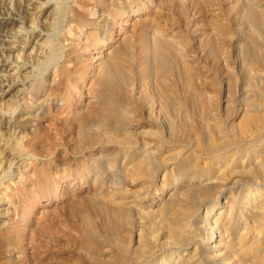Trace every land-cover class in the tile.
I'll use <instances>...</instances> for the list:
<instances>
[{
	"label": "bare ground",
	"instance_id": "6f19581e",
	"mask_svg": "<svg viewBox=\"0 0 264 264\" xmlns=\"http://www.w3.org/2000/svg\"><path fill=\"white\" fill-rule=\"evenodd\" d=\"M156 1L155 4L163 2ZM238 1L242 7L241 18L246 23L242 27L237 24L235 30L244 43L242 46L234 44V58L239 63L238 74L240 73L239 80L236 81L238 90L235 91L238 108L223 123L216 116L215 105L206 96L192 93L189 103L196 114L195 124L193 123L196 129H174L171 122L170 130L167 128L169 144L162 141L163 137L160 138L157 133L159 131L154 130L145 120L136 123L128 118L124 110L132 107L130 103L120 105L112 95L113 90L120 88L123 72H126L123 59L129 51L132 52L129 44L127 45L128 30L119 21L127 13L135 11L134 0H113L110 10L98 1L97 4L96 0L73 1L68 12L69 21L64 41H68L70 51L82 42V38L88 42L93 41L96 45L92 48H100L97 58L100 62L96 64L100 69L97 72H102L97 83L101 90L95 96L88 97L89 101L97 103L95 113L81 119L76 129L74 128L76 157L73 156L72 163L76 166L78 178L80 176L89 179L93 192L89 204L95 214L105 220L104 225L106 224V240H98L90 229L87 231L86 242L95 251L94 260H100L104 264H264V244L257 241L264 220V41L259 45L256 43L258 37L264 39L261 38L264 36V9L259 8V2L260 6L256 8V0ZM149 2L152 1L144 0L143 7L151 6ZM102 8L108 13L101 18H95L98 10ZM59 15L57 3L52 0H0V186L4 188L0 193V264L18 263L9 256L6 259V254L10 255V251H7L9 249H4L7 251L4 253L6 257L1 255L3 234L8 231L17 215L15 201L23 196L22 192L34 194L36 185L49 183L48 177L42 178L41 172L39 174L35 170L40 163L30 159L39 158L42 143H49L55 134L54 130L43 129L45 114H62L65 103L75 94L76 83L80 79L79 73H74L70 67L73 65L70 60L58 66L66 47L52 44L45 33L55 28V19ZM249 18L251 21H258L262 34L257 33L260 30L252 31L248 27L251 22ZM117 27L119 36L116 38L113 37V32ZM158 28L151 32L149 30L148 43H140V46L142 45V51L150 58L149 68L156 70V76L160 78L167 77L173 62L179 63V54L176 52V41ZM90 29L93 32H88ZM224 30L220 29L223 37L231 39L230 34ZM208 32L209 38L217 37L215 24ZM89 48L85 46V49ZM42 55H49L46 62H51V65L48 71L35 76L34 62L42 58ZM220 55V61L225 66L230 59L226 60L223 54ZM129 65L131 66L130 63ZM228 81H231L230 77ZM156 82V87L153 88L160 101L158 110L155 108L158 112L156 114L170 121L178 120L182 112L179 109L181 105L178 106L174 100V96L178 95L176 87L174 84H163L160 79ZM172 82L174 83L173 80ZM227 83V88L226 85L224 88L229 91L231 83ZM17 84L22 88L16 89ZM46 87L52 94L56 92L60 98L39 101ZM86 104L87 102L84 103L85 106ZM82 109L85 111V108ZM20 110L24 111L23 116L16 118ZM153 114L147 116L151 123L154 122ZM76 115H68L70 128L71 125L75 126ZM6 127L10 133L8 139L3 132ZM133 139H139L138 147L134 146ZM57 161L56 169L66 166V159ZM15 164L18 169L16 177L14 176L16 182L10 185L9 173ZM65 169L55 178L57 183H63L69 176ZM114 173L121 180H114ZM117 180L119 181L116 182ZM202 206L206 208L199 215L198 211ZM243 210L246 211V220L241 217ZM201 231L209 235L205 242H201L199 238ZM115 232L118 233V238L113 236L116 235ZM105 245L109 249L101 258L97 250Z\"/></svg>",
	"mask_w": 264,
	"mask_h": 264
},
{
	"label": "rangeland",
	"instance_id": "374dc122",
	"mask_svg": "<svg viewBox=\"0 0 264 264\" xmlns=\"http://www.w3.org/2000/svg\"><path fill=\"white\" fill-rule=\"evenodd\" d=\"M44 1H46V0H40V2H44ZM52 1L53 2L55 1L57 3V7H58L60 15L57 16L59 19L58 18L55 19V23H54L55 28H53L52 31L51 30H49L48 32L45 31V33L48 34V40L52 44H54V45L56 44V46H60V45L65 46L66 49H68V51L66 49L63 50V58H62V60H60L61 62H60V64H58V66H60L62 63H65V62L67 63L68 60H70L71 64H73L70 67H72L74 73H76V74L79 73L78 75L80 77V79H79L80 81L78 80L76 83L77 86L75 85L76 86L75 94L70 96L68 101L65 103L64 112L62 114H59V115L58 114L54 115L52 113L51 114L50 113L45 114L46 117H45L43 129L52 130V131L54 130L53 132L55 134L52 133L53 137L50 141H48L49 143H42L43 145L40 148V153H41L40 157L39 158L37 157V159H35V160L32 158H30V159L33 160L34 162H37V164L40 163L39 166H37L35 168V170H37L36 172H38L39 174L41 172L42 178L44 176L48 177L49 183H48V185H45L44 183L39 184L40 186L36 185L37 187L35 186L36 188L34 187V191H33L34 194H29V192L26 191V193H28V195L26 193H25L26 194L25 195L24 192H22L23 196H21V198L19 197L18 200L13 199V200H16L15 203L17 204V215L13 219V224H11L8 227V229H7L8 231H6L3 234L4 245L2 246L1 255H2V257L3 256L6 257V255H7L6 259L9 256V258L13 259V261L15 263L18 262L17 264H91L92 262H93V264H100V263L104 264V262H102L100 260H97V259L94 260L93 254L95 251H93V249L91 247L90 248L88 247V241L86 242V240H87L86 238L88 236L87 231H88V229H90L89 231L90 232L92 231V234L96 239L106 240V237H108V234L106 232V227H105L106 224L104 225L105 220L103 221V218L97 216V214H95L96 212L93 211L91 205L89 204V199L91 198V195L93 193L91 186L89 185V184H91L89 179L87 180V179L82 178L80 176L78 178V175L76 174V169H75L76 166H74V164H72L73 163V156L76 157L75 153H74V148H75L74 147V144H75V142H74L75 141V137H74L75 131L74 130L76 129V126L80 123L81 119H86L90 113H91V115H93L95 113V109H96L95 105L97 103L95 101H93V102L89 101L90 99L88 97L95 96V94H97V92L99 90H101V87H99V85L97 83H98V78H100L102 76V72L101 71H100L101 73L97 72V71H99L100 68L98 65H96L100 62L97 59L99 57L98 51L100 50V48H98L97 50L93 49L96 44L93 41L90 42V40L88 42V40H84V38L81 37L83 39L82 42L84 44L82 45V42H81L79 45H77L75 47L74 50L70 51L69 46H67L68 41H67V43H66V40L64 41V39H66L64 36H65V31L68 27V21H69V13L68 12H70V7L72 6L73 1H75V0H52ZM97 1L100 4H102L103 7L107 8L109 10L112 7L111 4H112L113 0H96V2ZM139 1H142V0H138V1L134 0L133 4L135 6H134L133 10L135 9V11L127 13L119 21V23H122V27L126 28L128 30V32L126 34L127 35V41H128L127 45L129 44V49L132 50V52L129 51L130 53L129 52L127 53V56L125 55L126 57H124L123 62H122V64L124 63V66L126 67V72H123V76H122V80L123 81L125 80V81L121 82L122 84H121L119 89L117 88L118 90L116 89L117 91H115V90L112 91V95L115 98V100H117L118 104L121 105L123 103L128 102L132 106L129 109L124 110V113L128 116V118H130V119L132 118L131 120L133 122L137 123V121L143 122L145 120V122H147V124H151V127L153 126L154 130L159 131L157 133L160 136V138L163 137L162 141H164L165 143H168V141H169V140H167L169 137L168 129L170 130L169 126H170L171 122H172L171 127L172 128L175 127L174 129H177V127H182L184 129H190V130L196 129L194 127L196 114H195L194 109L192 110V107L190 106L189 102H190V97L192 96V93L193 94L198 93L201 96H206V98L210 101V103L212 105H215L214 109H215L216 116L218 115L217 118L223 123H224V121L227 122L234 115L236 109L238 108V102H237V99L235 97V95H236L235 91L238 90L237 89L238 85H236V81L239 80L240 73L238 74L239 63L236 61V58H234L235 57L234 48H235V45L238 44V45L242 46V45H244V43H243V40L241 38V35H238L237 31H235V30H236L237 24L240 25L241 27H242V25L246 24V23H244V20L241 18L242 17V15H241L242 10H240V9H242V7H240L241 4L239 3V1L238 0H183V1L179 0L180 1L179 2L178 0H163V2H162L163 4L162 3L161 4H155V0H150V1H152V2H149V3H151L150 4L151 6H145V7H143V1L144 0L141 3ZM165 1H166V3H165ZM98 2H97V4H98ZM256 2H257V4H255ZM258 2L261 4V6ZM255 3L254 4H255V6H257L256 7L257 9H258V6H260L259 8L264 9V0H256ZM156 7H157V9H155ZM67 8H69V9H67ZM139 8H140V10H139ZM99 11H101V12H99ZM98 12L95 15V18H101L102 16H105L108 13V11H105L103 8L99 9ZM237 12H239V13L237 14ZM214 18H216V19H214ZM238 21H239V23H238ZM250 21H251V19H250ZM257 22L258 21H251L248 24L249 25L248 27H251L252 31L257 32V30H260L257 33L260 32L259 34H262V29ZM214 24L216 26L217 37L216 38L210 37L211 38L210 39L209 35H208V33H209L208 31H209V28H212L214 26ZM232 24L235 25V27H233ZM258 25H259V27H258ZM129 26H130V28H129ZM155 26H156V28H155ZM151 27H153V28L151 29ZM136 28H137V30H135ZM157 28H158V30L163 31L166 35L168 34L167 35L168 37H170L174 41H176V45H177V48H176L177 51L176 52L179 54V58H178L179 63L173 62L172 63V70L170 71L171 73L169 72L167 74V77L166 76H160V78L156 76V73H155L156 70L153 71L152 67L149 68L150 58H148L147 57L148 55H146L142 51V45L140 46V43H142V44L148 43L151 30L157 29ZM222 28H223V30L225 29L224 31H226L228 34H230L231 39H225L223 37V35L221 34L222 32L220 31V29H222ZM142 30H144V31H142ZM149 30H150V32H149ZM204 30H205V32H204ZM122 31H123V29L120 31V33ZM88 32H93V30L90 29V30H88ZM118 32L119 31H118V27H117V28H115V30L113 32V37H116V36L118 37L119 36V35H117ZM146 32H147V34H145ZM129 34H130V37H129ZM218 34L221 37L218 36ZM236 35H238V36L236 37ZM139 37H140V39H139ZM144 37H146V38H144ZM130 38H132V39H130ZM261 38H264V36ZM207 40H209V41H207ZM225 40L227 41V43ZM84 41H86V42H84ZM206 41H207V43H206ZM213 41H214V43H213ZM236 41H237V43H236ZM263 41H264V39H260V37H258L256 43H257V45H259V44H261L260 42H263ZM62 42H63V45H62ZM95 42H97V41H95ZM133 42H134V44H133ZM177 43H180V44H177ZM199 44H201V45H199ZM84 45L85 46L87 45V47L88 48L90 47V48L87 50V49H85ZM220 45H222V46H220ZM92 46H93V48H92ZM199 46H201V47H199ZM211 47H212V49H211L212 51L210 50ZM200 50H201V52H200ZM223 50H224V52H223ZM69 51H70V53H69ZM182 53H183V56H182ZM220 54H223L225 56L226 60L230 59V60L226 61L225 66H223V62L220 61L221 57H222V55H220ZM58 55H59V53H58ZM78 55H79V57H78ZM48 56L42 55V58H40L36 61L38 63V65L36 62H34V65H35L34 66V75L35 76H40L41 74L48 71L49 65H51V62L50 63L48 61L46 62V60H47L46 57H48ZM128 56H129V58H128ZM130 56H131V58H130ZM38 61H40V62H38ZM140 61H142V62H140ZM209 62H210V64H209ZM129 63L131 64V66L129 65ZM143 64H145V65L147 64V66H145ZM218 65H219V67H218ZM176 66L178 68H176ZM129 67H130V69H129ZM173 70L176 71L175 72L176 75H175ZM144 73H146V74H144ZM216 73H218V74H216ZM181 74H182V76H181ZM147 75L153 81L149 80ZM157 75H159V74H157ZM237 75H239V76H237ZM215 76L216 77L218 76V77L216 78ZM227 77L228 78L230 77L231 81H228ZM157 79H160V81L163 84H167V85L168 84H174V86L177 89V92H178L177 94L179 96L175 95L174 100L176 103H178L177 104L178 106L181 105V106H179V109L181 110L183 116L182 115H181V117L178 116V120H176V121H172V120L170 121V119H167V118L164 119L163 116L156 114V113H158L157 110L160 107L159 97H158V95L154 89L156 87V84H157V82H156ZM177 79L179 81V84H178V81H176ZM172 80L174 81V83L172 82ZM150 82H151V84H150ZM227 82L231 83L229 91H228V89H226L227 84H228ZM150 85H152V87ZM179 85H181V86L179 87ZM225 85H226V88H224ZM21 88H22V86L20 84H17L16 89H21ZM126 88H128V89L126 90ZM143 88H144V90H143ZM187 88H189V91ZM120 89H122V90H120ZM192 89H193V91H192ZM233 90H234V92H233ZM131 91H132V93H131ZM185 91L187 92V95H186ZM12 92H14V91H12ZM51 92L52 91H48V87H46V89H44L43 92L41 93L39 101H42V100L47 101V99L50 100L53 98H55V99L60 98L56 92H54L53 94ZM93 92H94V94H93ZM225 92H226V94H225ZM150 93H152V94L150 95ZM189 93H190V95H189ZM233 93H234V95H233ZM145 95H146V97H145ZM229 96H232L233 98L232 97L230 98ZM136 98H137V100H136ZM225 98H226V100H225ZM152 99H154V100H152ZM176 99H178V100H176ZM81 100H82V102H81ZM88 101L90 104L88 103ZM222 101L223 102L225 101L226 103L225 102L223 103ZM85 102H87L86 106L84 105ZM234 102H236V103L234 104ZM151 104H153V105H151ZM223 104H225V105H223ZM137 105H138V107H137ZM152 106H155V107H152ZM82 107L85 108V111H84V109H82ZM142 108H143L144 112H142L143 111ZM146 108H148V109H146ZM88 109L89 110L93 109V111L92 110L89 111ZM149 109L151 111L154 110V112H150ZM146 110H148V112ZM184 110H186V111H184ZM183 111H184V113H183ZM185 112L186 113L188 112L187 116H186ZM3 113H6V112L3 111ZM23 113H24L23 110L18 111V114H16V118L23 116ZM147 113L151 114V115L154 113L153 114V119H154L153 123H151L150 120L147 118V116H148ZM70 114L71 115L77 114L76 115L77 120H75V123H74L75 126L71 125V128L68 125L69 121H70V119L68 118V115H70ZM80 114H81V116H80ZM188 118H190V119H188ZM53 123H54V125H53ZM155 125H157V126H155ZM154 126L156 129L154 128ZM7 127L5 129H3L5 138L8 136L6 139L9 138V134H10L9 129H7ZM68 128H69V131H68ZM72 133H73V135H72ZM164 139H166V140H164ZM133 141H135V144H136V145L134 144V146L138 147L140 144L139 139H133ZM62 159L67 160L66 166L65 165L62 166V167H64L62 169L66 168L65 172L69 176H67V179H65L63 181V183H57L55 178L59 176V173L62 172V169H61V166L59 167L60 170H59V168L56 169L57 164L55 161L62 160ZM36 160H40V161H36ZM77 160H79V159H77ZM77 160H75V162ZM14 166H12L13 169H11V170L9 169L11 171L9 173V181H10L9 184L10 185L13 184V182H16L15 177H16L17 164H15ZM112 177L114 180H116L117 178L119 180H121L119 178V176L117 175V173H114L112 175ZM119 180H117L116 182H118ZM46 189H47V191H45ZM3 190H4L3 186H0V193L3 192ZM42 205H46V206H42ZM205 208L206 207L202 206L199 209V211H198L199 215L202 214V212H204ZM91 217H93V218H91ZM241 217L243 219L245 218V220L247 219V215H246L245 210L241 211ZM100 218H101L102 222H101ZM94 223H96V225H94ZM263 224H264V220L261 223L262 229L259 231V233H258L259 235H257V238L259 237L257 240L259 244L260 243L264 244V242H263L264 241V225ZM85 226H86V228H85ZM105 233H106V235H105ZM115 233H116V235L114 234L113 236L118 238V233L117 232H115ZM86 234H87V236H86ZM199 238L201 239V242H205L209 238V235H207L205 233V231H201V233L199 232ZM14 247H15V249H14ZM104 247L101 250H97L99 257H101V258H103L105 256L104 254L107 253L108 249H109L108 245H105ZM4 249H6V250L9 249L7 251L8 252L10 251V255ZM87 251H88V253H87ZM105 251H107V252H105ZM100 252H102V253H100ZM4 253H7V254L5 255ZM14 259H16V260H14ZM203 262H204V260H203Z\"/></svg>",
	"mask_w": 264,
	"mask_h": 264
}]
</instances>
